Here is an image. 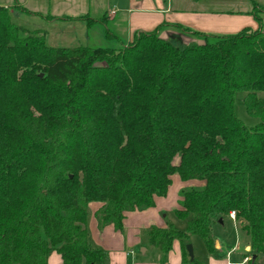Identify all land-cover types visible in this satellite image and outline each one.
Here are the masks:
<instances>
[{"label": "trees", "instance_id": "16d2710c", "mask_svg": "<svg viewBox=\"0 0 264 264\" xmlns=\"http://www.w3.org/2000/svg\"><path fill=\"white\" fill-rule=\"evenodd\" d=\"M0 6V264H109L89 242L88 205L100 226L154 205L171 175L182 189L185 230L151 227L163 254L234 211L252 254L264 252V32L206 33L163 22L119 48L51 46ZM256 19L259 17L255 14ZM96 22L89 15L69 17ZM105 16H102L103 20ZM167 26L181 36L163 39ZM181 35V34H180ZM244 92L246 127L234 114ZM176 156L179 162L173 163Z\"/></svg>", "mask_w": 264, "mask_h": 264}, {"label": "crops", "instance_id": "0c3cea01", "mask_svg": "<svg viewBox=\"0 0 264 264\" xmlns=\"http://www.w3.org/2000/svg\"><path fill=\"white\" fill-rule=\"evenodd\" d=\"M196 1L126 0L121 7L113 5L115 8L110 12L113 14L110 21L119 19V22H124L129 35L128 43L136 32L151 31L163 22L177 23L192 30L218 34L235 33L244 27L264 30L262 22L258 19L257 22L252 10L244 8L235 12L207 10L196 7L194 5ZM170 31L172 30H165L160 35L165 33L168 37L172 33ZM170 179L166 194L155 196L153 206L124 212L121 229L114 227L113 224L100 226L96 213L102 203H89L85 224L88 239L92 246L108 252L109 264H181L183 251L180 240L174 238L170 249L163 254L150 244L148 230L151 227L164 229L168 224L174 225L178 230H185L186 221L184 229H180L182 219L174 213L175 210L181 209L180 191L203 186L204 181L196 179L183 181L177 174L171 175ZM238 224L239 221H234L226 215L222 218V223L211 225L210 234L214 249L212 252L207 249L199 250L201 256L199 260L196 259L199 264H264V252L252 254L249 237ZM46 264H62L60 255L52 251L47 257Z\"/></svg>", "mask_w": 264, "mask_h": 264}, {"label": "rangeland", "instance_id": "374dc122", "mask_svg": "<svg viewBox=\"0 0 264 264\" xmlns=\"http://www.w3.org/2000/svg\"><path fill=\"white\" fill-rule=\"evenodd\" d=\"M238 2L241 4L237 5ZM125 3L126 0H0V6L7 8L16 24L38 30L45 42L51 46L84 44L109 48H119L128 43L129 35L124 22H119V19L110 21L113 15L110 12L115 8L113 5L121 7ZM194 5L216 11L235 12L241 8L252 10L264 26V0H197ZM81 15H89L96 22L87 25L86 19L69 18ZM102 16H105L103 20H101ZM165 30H172L170 35L181 36L184 43L190 40L184 36L182 28L167 26L160 33ZM161 37L168 39L165 33ZM244 94L242 91L234 93V114L246 127L250 128L258 123V119L247 114L243 102ZM258 95L264 98V92H259ZM178 162L179 156H176L173 163ZM184 221L181 220L183 224H180L182 226L179 227L180 229H184ZM238 225L241 228L240 221ZM187 242L192 246L193 258L199 260L201 256L199 250L207 249L206 246L198 236L192 234L187 238ZM139 250L141 251V248Z\"/></svg>", "mask_w": 264, "mask_h": 264}, {"label": "water", "instance_id": "95a60500", "mask_svg": "<svg viewBox=\"0 0 264 264\" xmlns=\"http://www.w3.org/2000/svg\"><path fill=\"white\" fill-rule=\"evenodd\" d=\"M218 221H219V223H221L222 222V218H219ZM185 249H186L187 255L189 257V260L194 259L193 258V253H192V246L190 244H186ZM254 256L255 255H253V258H254Z\"/></svg>", "mask_w": 264, "mask_h": 264}, {"label": "built area", "instance_id": "2783aa9c", "mask_svg": "<svg viewBox=\"0 0 264 264\" xmlns=\"http://www.w3.org/2000/svg\"><path fill=\"white\" fill-rule=\"evenodd\" d=\"M228 216L232 219V220H236L235 219V213H234V211H231V212H229V214H228ZM247 259V258H246Z\"/></svg>", "mask_w": 264, "mask_h": 264}]
</instances>
